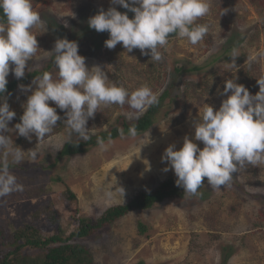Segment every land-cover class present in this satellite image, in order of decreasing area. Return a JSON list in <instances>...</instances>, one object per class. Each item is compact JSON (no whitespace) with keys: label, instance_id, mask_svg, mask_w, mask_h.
Returning <instances> with one entry per match:
<instances>
[{"label":"rangeland","instance_id":"rangeland-1","mask_svg":"<svg viewBox=\"0 0 264 264\" xmlns=\"http://www.w3.org/2000/svg\"><path fill=\"white\" fill-rule=\"evenodd\" d=\"M32 2L44 23L33 30L40 49L29 61L31 71L46 68L54 59V54L46 51L54 49L58 38H67L78 43L79 54L86 58L89 68L101 66L111 82L129 92L148 85L159 98L177 80L160 120L136 139L120 137L112 140L106 151L96 145L81 154L60 158L65 142L79 138L64 126L46 139L36 161L14 165L11 170L23 191L0 198V229L8 230L3 234L27 223L36 224L45 233L60 227L70 234L79 218L95 220L109 207L126 203L141 191L156 189L164 180L176 177L173 170L164 171L168 162H162L169 145L175 144L179 150L187 135L203 148V143L194 139L199 108L209 104L219 109L231 94L221 95L226 80L236 76V82L251 94L259 91L257 80L264 77V0H210L209 15L198 21L209 26L204 39L193 46L171 37L159 63L151 62L139 49L127 53L122 44L108 49L105 41L109 33L89 27V18L101 8L107 11L116 7L134 17L111 0ZM233 48L240 52L238 71L231 67V57L227 58ZM220 56L222 59L211 62ZM200 66L202 70L194 68ZM176 67L182 69L180 73ZM57 71L54 65L49 70L54 77ZM28 72L26 68L25 75ZM7 79L17 78L10 72ZM32 81L24 86L32 85ZM34 90L35 85L29 91L19 86L4 95L16 116L24 112L23 106ZM130 111L127 105L101 109L88 121L90 135L108 129L122 117L130 120ZM16 116L10 128L15 126ZM10 135L25 151L37 144L34 135L31 141L16 133ZM120 187L125 189L124 197ZM67 189L76 193V201L69 199ZM109 190L113 193L110 199L105 196ZM200 192L199 197L166 198L152 208L133 210L94 234L72 241L92 251L93 264H264V166H248L235 173L230 186H221L219 191L210 188L206 180ZM139 222L146 226V232H140ZM226 245L233 246L234 254L224 261L222 248Z\"/></svg>","mask_w":264,"mask_h":264},{"label":"clouds","instance_id":"clouds-1","mask_svg":"<svg viewBox=\"0 0 264 264\" xmlns=\"http://www.w3.org/2000/svg\"><path fill=\"white\" fill-rule=\"evenodd\" d=\"M111 3L121 5L134 13V17L129 18L127 12L122 13L116 7L107 11L101 8L89 18V27L109 33L105 41L108 49H114L118 44H122L127 53L139 49L143 56H150L153 63L163 61L171 37L195 46L209 32V26L198 21L209 15L210 0H111ZM43 23L32 0H0V98L3 99L0 103V198L23 191L11 165L38 159L41 146L62 119L57 109L65 113L63 124L69 134L75 133L87 142L91 138L88 121L101 109L127 105L131 109L127 114L131 120L138 119L147 108L159 103L158 95L148 85L129 92L123 85L111 82L101 66L89 68L86 58L79 54L77 42L58 38L54 49L46 51L54 54L57 75L54 77L52 72L44 71L35 76L32 81L35 90L23 106L21 122L10 128L9 123L16 113L10 110L4 96L7 78L10 72L17 79L25 76L26 68L31 72L29 61L40 49L33 30L42 27ZM239 56L238 49L233 48L229 63L237 71L236 58ZM248 60L251 63L252 58ZM237 79L235 76L225 81L221 95L231 94L218 110L209 104L199 108L194 139L202 142L203 148L186 135L179 150L171 144L163 153L162 162H168L164 171H174L175 183L184 189L186 197L201 196L199 190L205 184V178L210 188L219 191L221 186H230L235 173L248 166H264V77L258 78L259 91L255 95L237 83ZM32 85H20V88L29 91ZM11 133L29 141L34 135L37 144L25 151L14 143ZM120 136L136 139L139 136L137 126L132 124L127 134L121 128ZM112 143L111 136L107 142L97 138L100 151H106ZM119 191L124 197L125 189L120 187ZM112 195V191H105L107 198Z\"/></svg>","mask_w":264,"mask_h":264},{"label":"trees","instance_id":"trees-1","mask_svg":"<svg viewBox=\"0 0 264 264\" xmlns=\"http://www.w3.org/2000/svg\"><path fill=\"white\" fill-rule=\"evenodd\" d=\"M229 50V49H228ZM230 55L227 56L229 58ZM222 59V56L215 57L211 62ZM53 61L42 70H33L28 72L23 78L13 79L7 84V91L4 93L13 92L20 85H26L37 75H41L44 71H49L53 66ZM195 69H203V66L194 67ZM182 69L178 67L175 71L178 73ZM177 78L171 82L164 93L158 98L159 103L146 109V111L138 118L133 120H127L122 117L115 124L104 131L90 135V139L85 142L83 140L69 139L63 145L59 157H70L76 154H81L87 151L92 146L97 145V138H104L107 142L109 136L112 140L120 138V129L122 128L127 134L129 127L135 124L138 129L139 135L149 130L157 121L160 120L161 110L165 105V100H172L173 91L171 88L176 82ZM245 82V78H244ZM172 85V86H171ZM50 106L55 107L54 103ZM57 113L61 116V120L58 121V125L53 130V133H59L64 127L63 120L66 119L63 110L57 109ZM16 116L15 122L19 123L20 117ZM51 134V135H52ZM33 142H37L34 137ZM14 165H11V168ZM206 178L204 185L199 191L206 186ZM176 177H171L159 184L154 190L141 191L134 198L126 203H119L112 207H109L103 212L99 218L93 220L88 217L79 218L77 226L70 234H66L60 227L58 231L54 233H45L40 227H37L34 223H27L21 227H12L10 232L3 234L2 231L7 229H0V264H93V253L84 244L80 242H73L72 240L90 236L97 232L99 229L114 223L116 220L124 217L133 210H142L152 208L156 203L163 201L166 198H182L184 196V189L178 187L175 183ZM69 199L73 202L77 200L76 193L67 189L65 191ZM36 215H38L36 213ZM56 222L57 219L54 218ZM140 232H146L147 228L142 223H138ZM228 248V251H225ZM223 260L227 261L230 255L234 254V248L232 245H226L222 248Z\"/></svg>","mask_w":264,"mask_h":264}]
</instances>
